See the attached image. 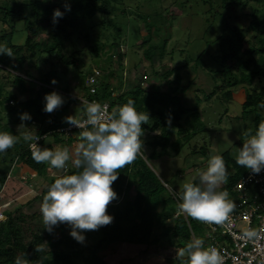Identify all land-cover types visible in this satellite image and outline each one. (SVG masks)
Listing matches in <instances>:
<instances>
[{"label": "trees", "instance_id": "1", "mask_svg": "<svg viewBox=\"0 0 264 264\" xmlns=\"http://www.w3.org/2000/svg\"><path fill=\"white\" fill-rule=\"evenodd\" d=\"M124 0H0V22L9 25L10 30L0 35V44H6L12 48L15 57H8L0 54V70L6 69L7 74H11V82L16 84L20 90L32 91L35 81H40V90L44 96L41 99L28 98L24 102L9 103L13 92L4 90L0 84V104L2 101L7 102L5 110L9 116L7 121L0 124V132H9L19 137V142L5 153H0V191L4 184H8L14 177L13 172L26 171L33 175H43L46 173V163H36L32 159V152L29 149L30 141H25L23 136L25 133L32 131L39 137L45 134L43 138L37 141L38 148H47L50 143H45L47 135L50 133L54 141L72 142L79 140V133L81 130H75L70 135H64L57 131V128L67 124L65 118L70 116L65 111L70 103L79 101L68 93V88L65 87L66 105L62 109H56L52 113H46L43 109L45 107V95L53 91L50 87L51 78H57V73L66 71V59L60 56V60L53 62L52 68L34 77L29 70H25V76L29 80L24 79L23 76L17 74L16 71L21 69L23 63L26 61L29 65L32 64L33 58L40 59L43 55L52 56L54 52L60 54L64 42V38L71 40V33L73 31L71 26L72 19L76 16L87 18L92 23L88 30L82 34V38L87 42L86 47L82 49H72L70 57L76 60L77 54L81 50L89 51L91 54L89 68L84 72L81 80L80 89L83 90L82 95L86 98H94L96 102H107L109 105V112L118 109L123 104L127 103L129 98L135 101V107L140 112H148L151 122L142 125L144 131L159 130V133L153 135L149 140L145 141L149 147L150 152L139 156L136 161L119 170V177L113 183L112 187L117 194L108 206L107 212L113 217L111 224L99 228L101 235L98 240L89 244L86 241L83 243L77 242L73 237L67 235L63 231L64 224L58 226L63 231L62 236L58 239L52 240L50 233L44 229L41 222L34 220L36 213H30L28 208H31L35 202H39L40 206L48 187L54 182L56 178L64 175L74 174L79 171L76 166H68L59 175L48 178L45 187L34 195L33 198L25 204L16 206L13 210L5 209L3 211L5 219L0 221V264H15V259L22 256L30 260V264H110L100 254V249L105 244L114 243H128L144 245L145 249L152 245L158 246L162 250L173 249L172 255L175 257L176 264H184L177 258L176 253L181 247L193 239H196V232L194 224L191 219L183 213L179 212L178 198L180 192L171 191L164 182L160 181L158 176L150 166L149 159H157L163 155L169 154L168 148L171 147L175 152L188 143L194 136L203 133L206 130V123L201 119L200 111L198 109L199 97H195V102L190 106H184L181 103L180 97L176 94L178 89V82L180 79L179 68L174 67L167 70L164 76L174 71V78L172 82L166 81L165 90L158 86L142 87L140 82L135 83L130 88L114 94L116 87L112 86L110 77L115 75L121 78L123 60L127 55V51H119V43L125 44V38L121 37V27L116 25V17L119 14L128 15L127 8L123 5ZM200 8L207 13L214 15L212 22L205 20L208 27L217 25V29L221 28V32L217 33L215 40L219 41L218 50L220 55H214V60L217 67L210 69V72L220 73L222 75L221 84L219 88L225 86H233L236 83L251 84L255 80L259 83V90H250L247 86H242L243 101L241 103V116L254 115V132L258 128L261 121H264V115L260 114L261 103H264V36L259 32L257 18L253 14H248L249 22L247 26L232 24L229 21L230 15L235 19H239L240 15L236 13V6L246 4L248 0H199ZM42 2L47 5L43 6ZM65 4L70 7V11L65 8ZM59 9L63 16L58 18L56 23H53L54 10ZM255 10V7H252ZM264 15V10H263ZM156 15H159L158 13ZM129 16V15H128ZM145 27L150 32L151 25L147 14L144 15ZM217 17L220 19V24L217 23ZM16 20H23L25 29L28 32L22 44H13L14 23ZM215 21V23H214ZM146 23L149 26H146ZM49 26V31L43 33L41 40H36L33 35L40 34L39 27ZM155 26V25H154ZM152 33L156 34L162 26L158 23ZM98 30L105 36L106 43H98ZM113 34L110 38V34ZM151 33V34H152ZM246 33L252 34V37L257 36L258 44L253 43L249 39H245ZM42 37V36H41ZM95 39V42H92ZM166 39H164V43ZM106 44V45H105ZM103 46H107L111 53L102 57L100 50ZM133 48H142L143 56L149 60L151 72L158 73L154 70L155 66L160 65V59L164 55V44L159 45L151 39V35L147 38H142L139 42L132 44ZM115 49V54L113 50ZM135 54L131 57L135 58L136 62L133 66L141 65L142 60ZM203 52H201L197 60L200 63ZM113 60H116V65H113ZM228 60H233L239 73L237 78L230 73V67L227 66ZM198 61H195L192 67L197 69ZM92 64V65H91ZM186 65V63H185ZM37 66V65H36ZM92 66V67H91ZM97 68L99 75L97 76L98 83L96 85V92L90 94L88 88L84 84L85 77L92 72V68ZM102 73H101V72ZM82 73V72H78ZM102 74V75H101ZM226 74V76H225ZM228 75V76H227ZM147 73L142 71V78L146 77ZM234 77L233 81H229L228 77ZM142 82V81H141ZM27 84V85H26ZM173 84V86H172ZM190 84V83H189ZM187 86L179 87L180 91H184ZM234 89L228 87L222 92L224 98H231ZM40 100V101H39ZM81 102V101H80ZM82 104H84L82 102ZM86 106V104H84ZM21 112L20 114L12 115L13 112ZM27 112L31 119L21 121L20 115ZM62 112L59 116L58 113ZM2 111L0 110V115ZM171 118V125L167 120ZM39 120L38 127L32 129V122ZM23 123L25 127H20L24 132L22 135H17L14 129L9 125ZM177 134L175 140H171V136ZM36 136V137H37ZM243 136L237 141V150L233 154L229 149L220 153L223 156L226 166L229 171L228 183L223 185L224 190L232 194L235 184L239 181L241 176L247 169L236 164V157L239 148L243 145ZM201 152H206L205 147H201ZM1 164H3L1 166ZM16 166V167H15ZM15 168V169H14ZM126 176L125 184L123 177ZM191 182L198 183V177ZM124 184V185H123ZM125 187L133 190L132 198L124 196ZM173 203V204H172ZM167 204L169 205L167 208ZM170 204L174 207L171 208ZM170 220L171 223H168ZM203 224V223H202ZM160 228V234L155 233V228ZM45 231L43 234L41 231ZM161 238V239H160ZM43 246L42 252H36L35 247ZM187 257H185V261ZM120 264V263H118Z\"/></svg>", "mask_w": 264, "mask_h": 264}, {"label": "rangeland", "instance_id": "2", "mask_svg": "<svg viewBox=\"0 0 264 264\" xmlns=\"http://www.w3.org/2000/svg\"><path fill=\"white\" fill-rule=\"evenodd\" d=\"M200 4L202 3L199 0H124L123 5L127 8L129 16L119 14L115 19V24L121 27V37L119 41H122V37L125 38V44L122 42L119 43V51H125V53L127 51V55L123 60L121 78L115 75L110 77L112 86L117 88L114 92L115 95L130 88L137 82H140L142 87L147 86L152 88L153 86H158L160 89L165 90L167 88L165 82H172L174 71L164 76L165 73H167V70L170 68L178 67L180 79L176 94L180 97L181 103L184 106H190L195 102L196 96L200 98L198 109L201 119L206 123V130L194 136L180 151L175 152L169 147V154L163 155L157 159H149L150 166L160 181L164 182L171 191L173 190L176 192L182 190V185L184 183L192 181L198 171L206 169L207 162L211 156L220 155V153L226 149H229L231 153L234 154L237 150V141L243 136V133L249 129L254 133V115L250 114L242 118L240 113L241 103L243 101L242 86H248L250 90L255 89L258 91L259 83L256 82V80L250 85L245 82L236 83L233 86H228L234 89L231 98H224L222 96V92L228 88L227 86L219 88L222 75L219 72L214 73L213 71H209L217 67L214 60L215 53L218 55L221 53L217 51L219 41L215 40V43L212 42L217 33L221 32V28L219 27V29H217V25L208 27V21L211 20L212 22V15L214 14L202 10ZM42 5L46 6L47 3L42 2ZM253 6L255 10L252 9ZM263 10L264 0H248L246 4L236 6V13L240 15V18L235 19L230 15L229 21L232 24L247 26L249 22L247 15L252 13L253 17L257 18L258 21L259 32L257 36H259V33L264 36ZM157 13L159 15H156ZM146 14L149 19H152L149 21L152 29L150 32H148L145 27L143 28L145 24L144 15L146 16ZM206 18H208V21L205 20ZM216 19L217 23L220 24L219 17ZM159 22L162 23V26H160L156 34L152 33L156 25L159 28ZM206 22H208V24ZM91 24L92 23L87 18L79 16L74 17L71 22L73 31H69V33H71V40L68 38L63 39L64 46L59 55L54 52L52 56L43 55L40 59L33 58L31 65L25 61L21 69L16 71V73L23 76L24 79L29 80V78L25 76V70H29L34 77H38L42 73L49 71L52 68L53 62L60 60V56L66 59L67 65H64V62L61 63V65L66 67V71L63 73L58 72L57 78L50 79V87L56 90L64 99V103L58 109H62L66 105L65 97L67 92L64 89L65 87L68 88V93L73 97L77 99L82 97L83 90L80 89V84L84 72H86L90 66L91 54L89 51L81 50L77 54L75 62L70 55L72 49H82V47H86L85 45L87 42L82 38V34L88 30ZM146 26H149V24L146 23ZM14 28L15 31L12 42L13 44H22L28 33L25 29L23 20H16ZM8 30H10V26L0 22V35L8 32ZM39 31L40 34L33 35L36 40H41L43 38L42 34L49 31V26H41L39 27ZM94 33H97L96 36L99 40V44H108L110 42L108 40L105 41V36L98 30ZM150 35L151 39L159 45L164 44L165 52L160 59V65L154 67V70H157L158 73L151 72L149 67L150 62L143 56L142 48L136 47V49H134L132 46L133 43L139 42L142 38H147V36ZM251 35L250 33H246L244 37L258 44L257 36L252 37ZM111 36H113L112 32L110 38H112ZM164 39H166L165 43ZM92 42H95V39H92ZM135 50L137 52L136 55L138 54L137 57L142 60L141 65L137 67L133 66L136 59L131 57L132 53L135 54L133 52ZM114 52L115 49L113 50V53ZM201 52H203V54L200 61L203 63L197 60ZM109 53H111V50H108L107 46H103L100 50L102 57H105V55ZM133 54L132 56H134ZM195 61H198L199 67L197 69L192 67ZM116 64V60H113V65ZM0 66L3 67V65ZM227 66L230 67V73L237 78L239 69L234 61L228 60ZM142 71L147 73V76L144 78H142ZM11 74H7L6 69L0 70V84L3 85L4 90H9L14 93L9 103L24 102L28 98L41 99L44 96L43 92L39 91L40 81H35L32 91H24L20 90L16 84L11 82ZM53 79L57 81L56 84L52 83ZM233 79L234 77H228L229 81H233ZM183 86L187 87L184 91H180L179 87ZM6 106L7 102L2 101L0 104V110L2 111L0 115V124L5 123L7 121V116H9L5 111L7 110ZM65 112L70 116H74L76 119L86 116L85 105L80 101L70 103ZM20 113L21 112L14 111L12 115ZM260 114L264 115V109L260 108ZM58 115L61 116L62 112L58 113ZM38 121L37 119V121L30 124L32 129L39 126L37 123ZM149 122H151V119ZM9 125L14 129L15 134H24L20 128V123H9ZM158 133L159 130L152 132L148 130L144 131L142 137V150L145 155L150 152V147L145 144V141ZM30 134L33 138L37 136L33 131ZM176 137L177 134H173L171 140H175ZM45 141V143L51 142L50 146H47V148L52 150L67 147L71 159L66 162L65 168L68 166H75L74 161L77 158L75 153L78 150L79 142L72 141L69 143L67 140L59 142L54 141L50 133L47 135ZM201 147H205L206 152L202 153L200 150ZM46 164L47 171L43 175H33L26 171L13 172L14 177H11L12 180L8 184H4L3 189L0 191V220H3L5 217L3 214L5 209L13 210L16 206L27 203V201L31 200L34 195H37L41 189L45 187V183H47L49 177L59 175L64 170L55 169L52 168L50 164ZM2 165L3 164H1V166ZM123 179L125 184L126 176H124ZM220 190H224L223 186ZM124 196L132 198L133 190L125 187ZM172 204H170L171 208L175 206ZM168 206L167 204V208H169ZM28 211L30 213L35 211L36 216L34 220L43 223L39 202H35L31 208H28ZM190 219L192 224H194L196 238L203 239L205 247L210 245L211 239H209V234H212L211 230L204 223L202 224L192 218ZM168 223H171L170 220ZM63 231L65 234L71 236V228L69 225L64 224ZM63 231L58 225L54 226L53 231L50 233V238L52 240L60 238ZM41 232L43 234L46 233L44 230ZM160 232V228L156 227L155 233L160 234ZM83 235L87 243L93 244L98 240L101 233L99 230L85 231ZM99 252L110 264H176L175 257L172 255V248L162 250L156 245H152L145 249L144 245L140 244L108 243L105 244Z\"/></svg>", "mask_w": 264, "mask_h": 264}, {"label": "clouds", "instance_id": "3", "mask_svg": "<svg viewBox=\"0 0 264 264\" xmlns=\"http://www.w3.org/2000/svg\"><path fill=\"white\" fill-rule=\"evenodd\" d=\"M65 8L70 11L67 4ZM62 16L59 9L54 10L53 23ZM0 54L15 57L12 48L6 44H0ZM52 83L57 81L53 79ZM44 99L43 110L46 113L54 112L64 103L62 96L55 91L46 94ZM258 107L264 109V103ZM85 114L84 121L74 116L65 118L68 124L83 129L79 133L80 143L74 161L79 171L56 178L48 187L40 206L44 229L51 233L54 226L67 224L71 228L70 235L80 243L85 241V231H96L112 223L113 217L107 212L108 206L117 197L112 185L119 177V170L133 164L143 154L142 125L150 121L148 112L138 111L131 98L111 113L105 106L93 101L85 106ZM30 119L27 112L20 115L22 122ZM167 123L171 125V118ZM20 127L25 125L21 123ZM243 136L236 164L259 174L264 169V121L259 123L254 133L249 129ZM32 138L30 133L23 136L25 141ZM18 142V136L0 132V153L7 152ZM32 159L38 164L48 163L52 168L65 169L71 157L67 147L55 150L36 148ZM228 176L223 156H211L206 169L197 173L198 183L190 181L182 185L178 194L181 201L179 212L201 223L220 225L228 221L236 208L235 202L229 199L228 191L220 190L228 183ZM245 235L251 238L258 232L248 230ZM43 250L41 245L35 247L36 252ZM176 255L184 264H222L218 249L211 245L205 247L201 238L187 242ZM15 264H30V260L18 256Z\"/></svg>", "mask_w": 264, "mask_h": 264}, {"label": "built area", "instance_id": "4", "mask_svg": "<svg viewBox=\"0 0 264 264\" xmlns=\"http://www.w3.org/2000/svg\"><path fill=\"white\" fill-rule=\"evenodd\" d=\"M98 75L99 71L93 68L92 73L85 77L84 84L90 94L96 92ZM78 100L86 105L96 101L94 98L89 99L83 95ZM100 104L110 113L107 102ZM78 119L84 121L86 116ZM75 130L83 129L68 123L57 128V131L66 136ZM44 136L45 134H41L35 137L29 143V149L36 150L37 141ZM229 199L235 202L236 208L228 221L220 225L204 223L212 233L209 234L210 245L220 252L222 264H264V169L259 174L246 170L235 184L233 193L229 194ZM248 230H256L258 235L249 238L245 235Z\"/></svg>", "mask_w": 264, "mask_h": 264}, {"label": "crops", "instance_id": "5", "mask_svg": "<svg viewBox=\"0 0 264 264\" xmlns=\"http://www.w3.org/2000/svg\"><path fill=\"white\" fill-rule=\"evenodd\" d=\"M21 171V170H20ZM19 172V171H18ZM23 172V171H22Z\"/></svg>", "mask_w": 264, "mask_h": 264}]
</instances>
